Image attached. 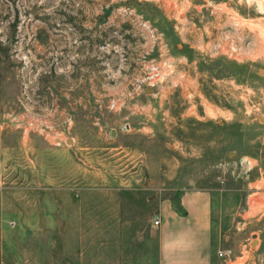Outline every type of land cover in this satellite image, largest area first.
I'll list each match as a JSON object with an SVG mask.
<instances>
[{"label": "rangeland", "instance_id": "rangeland-1", "mask_svg": "<svg viewBox=\"0 0 264 264\" xmlns=\"http://www.w3.org/2000/svg\"><path fill=\"white\" fill-rule=\"evenodd\" d=\"M191 190L264 264V0H0V264H157Z\"/></svg>", "mask_w": 264, "mask_h": 264}, {"label": "crops", "instance_id": "crops-1", "mask_svg": "<svg viewBox=\"0 0 264 264\" xmlns=\"http://www.w3.org/2000/svg\"><path fill=\"white\" fill-rule=\"evenodd\" d=\"M211 196L184 191L158 203L157 264H211Z\"/></svg>", "mask_w": 264, "mask_h": 264}, {"label": "built area", "instance_id": "built-area-1", "mask_svg": "<svg viewBox=\"0 0 264 264\" xmlns=\"http://www.w3.org/2000/svg\"><path fill=\"white\" fill-rule=\"evenodd\" d=\"M149 71L151 72V75H150L149 78L157 75V72H156L155 68H152V69L150 68ZM153 225L157 226L158 225V220H154ZM228 253H229L228 251H224L222 253H218V257H226L228 255Z\"/></svg>", "mask_w": 264, "mask_h": 264}, {"label": "water", "instance_id": "water-1", "mask_svg": "<svg viewBox=\"0 0 264 264\" xmlns=\"http://www.w3.org/2000/svg\"><path fill=\"white\" fill-rule=\"evenodd\" d=\"M254 243V241L252 242V244Z\"/></svg>", "mask_w": 264, "mask_h": 264}]
</instances>
